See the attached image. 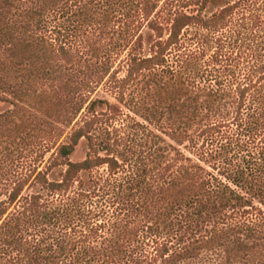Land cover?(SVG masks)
Segmentation results:
<instances>
[{"label":"trees","instance_id":"1","mask_svg":"<svg viewBox=\"0 0 264 264\" xmlns=\"http://www.w3.org/2000/svg\"><path fill=\"white\" fill-rule=\"evenodd\" d=\"M0 102V264H264V0H0Z\"/></svg>","mask_w":264,"mask_h":264},{"label":"rangeland","instance_id":"2","mask_svg":"<svg viewBox=\"0 0 264 264\" xmlns=\"http://www.w3.org/2000/svg\"><path fill=\"white\" fill-rule=\"evenodd\" d=\"M208 53H211V51H208ZM121 66H123V70L121 71L120 75L123 76L125 75V64L122 62ZM144 84L143 82L139 84V87L145 88L143 87ZM110 86L106 85V84H102L100 86V89H98V91H96L94 94H92V97H100V98H106V99H110L111 101H117L115 100V95L112 92V90H110ZM10 104L9 103H5V102H0V112L5 111L7 109H9ZM122 110L124 111L123 115L120 117V120L117 122V126L120 125H129V129L131 128H135V120L137 119L138 121H141V117L136 114H134V112L130 111L128 108H126V106L122 105ZM152 127H154L152 125ZM155 129V128H154ZM156 131V129H155ZM158 132V131H157ZM87 154V147H86V142L85 140H83L80 145L78 146L76 152L74 153V155L72 156V159L75 161L78 160H82ZM51 177H53V175L51 174Z\"/></svg>","mask_w":264,"mask_h":264}]
</instances>
